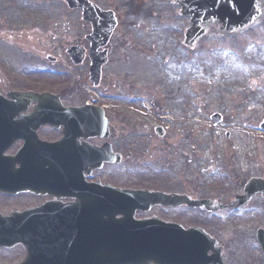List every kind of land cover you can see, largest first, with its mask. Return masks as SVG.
<instances>
[{
  "label": "flooded vegetation",
  "instance_id": "obj_1",
  "mask_svg": "<svg viewBox=\"0 0 264 264\" xmlns=\"http://www.w3.org/2000/svg\"><path fill=\"white\" fill-rule=\"evenodd\" d=\"M89 1L114 14L116 24L110 37H91L93 23L101 21V17L90 14L91 19L84 20L82 10L70 8L65 0H0V94L31 92L56 95L54 101L47 105V112L39 111L38 102L32 101L21 116L7 111L8 117L0 118V214L8 217L41 206L86 204L90 202V196L101 194L102 188L108 185L117 189L160 190L185 196L183 201L211 199L232 204L221 212H209L184 204L154 207L149 212L136 213L138 218L157 215L185 228H203L227 248L218 235L227 228V224L243 226L239 223L249 219L250 215L254 220L260 215L264 219L261 193L255 194L247 206L236 207V199L244 193L247 182L253 177L264 178V175L246 174L241 178L235 177L233 172L230 179L231 184L234 179V186L229 189L231 193L237 191L230 196L228 193L227 197L217 195L218 191L225 189L219 190L213 184L198 179L188 183L185 175L179 180L166 177L162 181H151L147 177L141 178L138 168H133L127 176L124 166L135 158L139 150L143 151L140 142L145 138L152 139L153 132L158 138L155 143L163 141L168 138L169 131L162 124L141 127L140 120L124 117L122 110L114 107L116 103V107L120 105L124 92L123 86L114 83L118 82L125 63L123 38L118 30L124 18L123 9L133 15L137 12L133 7H137L139 0H116L114 5L102 4L100 0ZM51 3L58 8L61 6L64 11L50 7L46 8L51 12L48 14L45 6L49 7ZM171 5L177 12L175 0H171ZM76 13L85 27L81 36L43 37V28L57 29L60 19L69 20L67 18ZM104 21L106 25L111 23L107 16ZM16 27L33 30L35 37H15L13 29ZM18 34L21 35L22 31ZM99 61L102 66L97 76L91 72L97 71ZM64 62L69 65L67 70L61 69ZM62 107L71 111L66 113ZM182 126L185 127L186 122ZM199 136L197 132L189 133L180 147L184 148L187 141L196 142ZM225 137L234 153L226 162L229 168L246 162L253 165L246 170L251 172L252 168L264 162L262 157L251 161V150H244L245 144H234L233 134H225ZM168 148L172 146L168 144ZM240 150L242 154L236 156ZM149 182L153 186H147ZM260 227H264V222L256 229L254 238ZM231 229L232 234L235 232L230 241L232 246L244 229ZM247 239L248 242L252 240ZM236 242L240 244L241 235ZM259 249L258 264H264V253L260 246Z\"/></svg>",
  "mask_w": 264,
  "mask_h": 264
},
{
  "label": "rangeland",
  "instance_id": "obj_2",
  "mask_svg": "<svg viewBox=\"0 0 264 264\" xmlns=\"http://www.w3.org/2000/svg\"><path fill=\"white\" fill-rule=\"evenodd\" d=\"M115 1L100 0L102 4L111 5ZM141 3L145 4V10L135 9L137 12L133 15L123 9L124 18L118 31L123 38L125 63L118 82H113L123 86L124 92L120 105L116 107L117 103H114V107L122 110L124 117L140 120L141 127L147 124L152 127L153 123L165 125L169 136L155 143L158 138L153 132L152 139H143L140 142L143 151L139 150L124 166V172L128 176L133 168H138L141 178L147 177L151 181H162L163 173L178 180L185 175L188 183L203 180L219 190L225 189L218 191V196L227 197L228 193L230 196L237 191L231 193L229 189L234 186V179L232 184L230 179L233 172L235 177L264 175V162L251 172L246 170L253 165L246 162L229 168L226 162L234 153L224 137L226 132L232 133L234 144H245L244 150H251V161L260 160L259 157L264 161V131L260 127L264 121V14L255 24L232 35L220 34L214 25L196 48L187 49L182 44L187 20L176 12L171 0ZM262 6L264 8V0ZM50 7L64 11L61 6L58 8L51 3L49 7L45 6L48 14L51 12L46 8ZM67 19H60L57 29L43 28V37L81 36L85 27L80 15L76 13ZM13 31L17 38L35 37L30 29L16 27ZM68 67L64 62L61 69ZM216 112L223 116L220 124L211 120V115ZM196 131L200 134L196 142L187 141L181 148L189 133ZM168 144L172 148H168ZM241 152L235 155L239 156ZM146 185L153 186L150 182ZM256 211L260 212L259 209ZM263 222L261 215L257 220L250 215L249 219L239 223L243 226L227 224V228L219 232L221 235L218 233L227 245V264L260 262V249L254 237ZM231 227L244 229L240 244L236 242L239 235L231 246L235 233L232 234ZM247 237L252 239L251 242ZM25 256L21 247L0 249V264H19Z\"/></svg>",
  "mask_w": 264,
  "mask_h": 264
},
{
  "label": "water",
  "instance_id": "obj_3",
  "mask_svg": "<svg viewBox=\"0 0 264 264\" xmlns=\"http://www.w3.org/2000/svg\"><path fill=\"white\" fill-rule=\"evenodd\" d=\"M67 1L72 7H82L85 14L89 8L86 0ZM179 4L181 14L190 17L184 41L189 47L206 35L210 24L219 22L220 32L231 33L264 14L262 0H181ZM94 26L93 37L109 36L106 26ZM94 73L97 75L96 69ZM10 96L15 105H9V100L0 95V118L8 117L7 111L21 116L32 100L39 101L41 110L47 112V105L54 99L50 94ZM213 118L217 121L220 116ZM256 191L264 192V180H252L247 186L248 196H240L239 205L246 204ZM168 199L165 194L150 191H120L117 198L95 193L86 204L49 210L56 215L41 216L47 209L40 208L0 218V246L21 244L27 252L21 264H224L223 248L203 230H184L157 218L135 219L136 210L170 204ZM196 205L205 206L207 202ZM31 215L37 218L32 220ZM25 220H29L26 226ZM258 239L264 250V229L259 230Z\"/></svg>",
  "mask_w": 264,
  "mask_h": 264
}]
</instances>
